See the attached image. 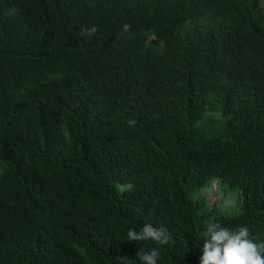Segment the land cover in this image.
<instances>
[{
	"label": "trees",
	"instance_id": "obj_1",
	"mask_svg": "<svg viewBox=\"0 0 264 264\" xmlns=\"http://www.w3.org/2000/svg\"><path fill=\"white\" fill-rule=\"evenodd\" d=\"M208 221L264 241V0H0V264H199Z\"/></svg>",
	"mask_w": 264,
	"mask_h": 264
},
{
	"label": "clouds",
	"instance_id": "obj_2",
	"mask_svg": "<svg viewBox=\"0 0 264 264\" xmlns=\"http://www.w3.org/2000/svg\"><path fill=\"white\" fill-rule=\"evenodd\" d=\"M130 29L131 25L124 24L119 35L130 33ZM97 32L98 28L95 25L82 26L80 35L92 37ZM135 123L133 119L128 121L129 126H134ZM200 236L204 239L199 264H264V241L257 243L246 226L230 230L208 221ZM170 240L171 236L164 227H154L151 223L143 224L139 231L129 228L127 232V241L131 243L152 241L163 246ZM160 252V247H153L150 250L140 247L136 255L140 264H157Z\"/></svg>",
	"mask_w": 264,
	"mask_h": 264
},
{
	"label": "rangeland",
	"instance_id": "obj_3",
	"mask_svg": "<svg viewBox=\"0 0 264 264\" xmlns=\"http://www.w3.org/2000/svg\"><path fill=\"white\" fill-rule=\"evenodd\" d=\"M219 113H206L207 119L220 118ZM204 198L206 205L212 209L226 210L234 207L237 201L235 192L229 191L219 180H214L211 184L194 194V199Z\"/></svg>",
	"mask_w": 264,
	"mask_h": 264
}]
</instances>
